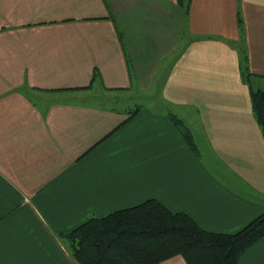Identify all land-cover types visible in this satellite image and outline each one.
Wrapping results in <instances>:
<instances>
[{
    "label": "crops",
    "instance_id": "crops-1",
    "mask_svg": "<svg viewBox=\"0 0 264 264\" xmlns=\"http://www.w3.org/2000/svg\"><path fill=\"white\" fill-rule=\"evenodd\" d=\"M188 4L0 0V264H76L59 233L149 198L224 233L264 211L239 68L264 85V0ZM133 87L157 110L106 103ZM161 100L195 113L196 155ZM237 264H264V237Z\"/></svg>",
    "mask_w": 264,
    "mask_h": 264
},
{
    "label": "trees",
    "instance_id": "trees-1",
    "mask_svg": "<svg viewBox=\"0 0 264 264\" xmlns=\"http://www.w3.org/2000/svg\"><path fill=\"white\" fill-rule=\"evenodd\" d=\"M177 2L185 14L188 0ZM246 58L245 52H240V75L243 81H250L252 73ZM248 90L251 110L264 139V88L255 89L249 83ZM169 119L196 155L191 132L177 126L181 120L175 115L169 114ZM59 237L66 242L69 256L76 264H158L171 257H180L185 264H237L240 255L264 237V211L238 230L224 233L206 230L187 213L149 198L103 216L90 217L59 233Z\"/></svg>",
    "mask_w": 264,
    "mask_h": 264
},
{
    "label": "rangeland",
    "instance_id": "rangeland-1",
    "mask_svg": "<svg viewBox=\"0 0 264 264\" xmlns=\"http://www.w3.org/2000/svg\"><path fill=\"white\" fill-rule=\"evenodd\" d=\"M250 81H244V84H246V86L248 87V84L249 83H255V89L257 88L256 85H260L262 83L263 80H259L254 78V77H251L249 78ZM261 88H264V85H262ZM123 98H126L127 100H118L119 102L117 103H114V101H106L107 104H114V105H117V106H121L123 108H129L130 110H133L134 108H136L137 106H141V105H144V106H153L155 110H157L156 108H158L157 105H150V103H155L157 104V101L154 97H151V96H147V95H144V94H139L136 92V89L135 87L132 88V90H130V92H127L125 94H123ZM104 103V101H103ZM161 108L163 111L165 110H174V112L176 113V116H178L179 118L178 119H182L181 121H177V126L182 130L184 127H194L198 124L197 123V120L198 118L196 117L195 113H192V112H189L188 114L186 113V107L188 106H176V105H170V104H166L164 100H161ZM179 132V131H178ZM249 139L251 141V143H255L256 139L251 135L249 136ZM260 143V141H259ZM211 154V153H210ZM205 156L208 158V153H205ZM208 166V165H207ZM209 168V167H208ZM64 248H66V254L69 255V249H68V246L66 244V242H64ZM71 258V257H70Z\"/></svg>",
    "mask_w": 264,
    "mask_h": 264
}]
</instances>
